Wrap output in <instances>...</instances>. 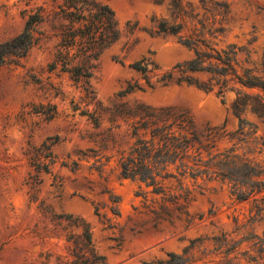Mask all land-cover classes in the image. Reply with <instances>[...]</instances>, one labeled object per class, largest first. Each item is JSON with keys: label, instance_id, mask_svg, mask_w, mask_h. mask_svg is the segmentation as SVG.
<instances>
[{"label": "rangeland", "instance_id": "rangeland-1", "mask_svg": "<svg viewBox=\"0 0 264 264\" xmlns=\"http://www.w3.org/2000/svg\"><path fill=\"white\" fill-rule=\"evenodd\" d=\"M93 1L114 12L120 39L100 57L88 80L93 94L87 100L82 82L58 70L47 71L57 45L50 1L0 0V43L21 33L28 15L38 7L44 6L49 14L35 28L43 33L39 43L25 57L0 66V264H68L72 241L83 228L105 264H142L165 259L167 253L180 254L190 240L229 234L235 220L243 225L255 214L253 202L236 201L227 183L205 180L198 181L200 188L196 187L190 207L191 214L203 215L197 225L153 226L141 206L142 197L136 196L139 183L119 175L118 159L132 144L128 127L109 124L102 112L118 100L117 93L127 83L137 82L142 90L126 95L122 102L173 107L187 112L199 132L206 127L220 129L223 134L213 151L233 150L240 157L264 162V125L247 115L244 119L253 126H246L244 135L235 134L239 121L230 109L233 94L222 103L213 93L156 83L160 75L193 56L172 39L151 33V20L162 14L158 7L148 0ZM225 1L231 5L233 23L219 47H235L239 66L264 76V10L247 0ZM255 2L264 8V0ZM129 27H134L132 34ZM142 58L156 67L150 74L153 88L128 67ZM81 111L95 113L98 127ZM50 138L58 143L51 148L54 163L47 173L35 169L29 158L39 154L36 150ZM74 162L77 170L71 171ZM110 196L119 198V216L109 209ZM263 228L261 224L257 231ZM204 243L208 245L207 240Z\"/></svg>", "mask_w": 264, "mask_h": 264}, {"label": "trees", "instance_id": "trees-1", "mask_svg": "<svg viewBox=\"0 0 264 264\" xmlns=\"http://www.w3.org/2000/svg\"><path fill=\"white\" fill-rule=\"evenodd\" d=\"M49 1L52 18L57 21L56 25L51 24L57 45L47 71L58 70L75 82H82L85 98L92 100L88 80L100 57L120 39L114 12L93 0ZM148 1L162 13L151 20L154 23L151 33L172 39L193 55L190 60L160 75L156 83L163 87L185 85L205 94L213 93L222 103L227 94H233L230 109L239 121L235 134L244 135L245 127L251 129L253 126L244 119L247 115L264 125V76H258L252 69L241 68L235 47L218 45L233 23L231 5L225 0ZM247 3L259 11L264 10L255 0H247ZM48 17L46 8L38 7L36 12L28 15L21 33L0 43V66L25 57L39 43L43 33L35 28ZM133 31L134 27H129L131 34ZM114 60L122 64V61ZM261 66L264 73V51ZM128 67L153 88L150 74L156 67L150 59L142 58ZM136 90H142L137 82L127 83L126 88L117 93L118 100L112 101L102 112L109 124H116L118 128L124 123L128 127L132 144L118 159L119 175L139 183L136 196L142 197L141 206L153 226L181 222L187 229L197 225L203 215L191 214L190 207L196 187L200 188L198 181L227 183L230 195L236 201H252L255 209V214L250 215L245 224L239 225L235 220L236 226L229 234L190 240L180 254L167 253L165 259L142 264H264V228L257 231L258 226H264V162L240 157L233 150L213 151L223 133L211 127L199 132L185 111L121 101ZM80 114L98 127L95 113L81 111ZM256 130L255 127L251 133L255 134ZM57 143V138H50L48 144L36 150L39 154L29 158L35 169L50 171L54 163L51 148ZM76 167L77 164L72 163L71 171H76ZM109 202L111 213L119 216V198L110 196ZM96 212L98 215L97 209ZM69 224L75 225L74 222ZM72 239L69 237L68 241ZM70 255L72 259L68 264H105L104 258L95 252L91 235L85 228L72 241Z\"/></svg>", "mask_w": 264, "mask_h": 264}]
</instances>
